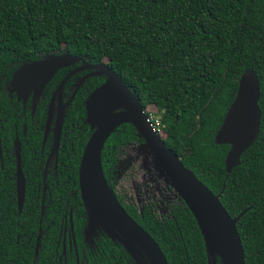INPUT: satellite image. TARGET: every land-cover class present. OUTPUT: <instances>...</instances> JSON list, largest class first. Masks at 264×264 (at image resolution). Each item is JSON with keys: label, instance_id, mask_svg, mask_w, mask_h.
Masks as SVG:
<instances>
[{"label": "trees", "instance_id": "16d2710c", "mask_svg": "<svg viewBox=\"0 0 264 264\" xmlns=\"http://www.w3.org/2000/svg\"><path fill=\"white\" fill-rule=\"evenodd\" d=\"M62 52L88 63L104 62L144 111L158 113L156 132L182 165L218 193L229 216L245 209L235 223L244 264H264V0H0V264H135L102 231L84 235L86 208L77 166L86 128L71 135L72 143L68 134L60 137L74 153L60 150L55 164L50 160L41 208L39 174L24 171L27 157L21 150L24 199L19 211L15 206L12 158L2 146L8 145L14 132L9 124L20 118L21 108L13 95L9 99L8 79L20 63ZM246 76L257 85V129L226 173L229 144L216 142L215 134ZM95 80L74 92L64 125L81 122L82 101L100 81ZM37 113L42 114L40 105ZM133 140L143 143L128 123L104 140L99 162L106 184L167 264H208L203 237L181 200L158 218L154 199L138 210L115 192L123 168L118 148Z\"/></svg>", "mask_w": 264, "mask_h": 264}, {"label": "water", "instance_id": "95a60500", "mask_svg": "<svg viewBox=\"0 0 264 264\" xmlns=\"http://www.w3.org/2000/svg\"><path fill=\"white\" fill-rule=\"evenodd\" d=\"M78 61L82 62L79 68H92L96 74L104 76V81L92 89L83 102L84 120L92 129L77 166V187L86 208L85 237L102 231L119 242L135 264H167L156 242L125 212L102 176L99 162L102 144L114 128L128 123L142 137L179 200L192 214L210 257L208 264H216L213 255L218 258V264H244L235 223L245 209L233 217L228 215L219 202L218 193L213 194L164 145L162 137L145 118L137 97L107 64L88 63L81 57L64 52L50 54L39 60L20 63L12 73L8 87L15 91L17 98L24 100L30 91L40 89L58 68ZM257 99L258 90L253 77L241 78L230 108L215 134L216 142L229 144L224 158L226 173L236 164L239 155L255 135ZM56 114L55 143L62 118L60 108ZM47 117H50V111ZM15 161V198L19 210L23 200L24 178L19 167L18 147L15 148ZM69 227L71 229L70 221Z\"/></svg>", "mask_w": 264, "mask_h": 264}, {"label": "flooded vegetation", "instance_id": "af4514ba", "mask_svg": "<svg viewBox=\"0 0 264 264\" xmlns=\"http://www.w3.org/2000/svg\"><path fill=\"white\" fill-rule=\"evenodd\" d=\"M81 66H82V62L78 61L73 64L58 68L40 89L37 88L34 92L30 91L24 100H22L21 98H17L15 91L10 90L9 87L7 88L10 94L9 99H11L10 97L13 95L14 103L19 105L21 108L20 118L9 124V126H12V129L14 131L13 135L12 137L9 136L8 139H6L8 145L2 146L4 150V154L7 157L12 158L13 197L16 208L17 205L15 198V183H14L15 167H16L15 148L18 147L19 167L21 173H22V164H21V157H22L21 150H22L27 157V160L25 161L26 164L24 166V171L25 172L35 171L36 173L39 174L40 178L36 183V188H37L36 200L41 208L42 198L44 197L45 194L44 183H43L44 174L50 172V169H48L47 165H49L51 159L53 161V164H55V159L57 158L58 152L60 150L62 155H72L74 153L72 146H69L67 151L64 145V139L61 141L60 137L62 135L68 134L69 139L67 138L66 140L72 143L73 137L71 135H73V133L80 135L82 129L86 128L87 130H89V134H90L92 130L84 120L85 117L84 108H83L84 115L80 123L69 122V124H65V125L63 124L65 108L72 101L74 92L77 90V88H79L84 83L89 84L91 83V81L95 83L96 78L100 79V81H98L96 85L92 88L94 89L104 81V76L100 74H96L95 69L79 68ZM14 69H16V67ZM14 69L12 70V73ZM58 71H59L58 75L54 77V75ZM10 77L8 79V84ZM92 89H90V91ZM84 99L82 103L84 102ZM39 105L42 110L41 115L37 113ZM58 108H60V110L62 111V118L59 124L57 141L55 143V134L57 128L56 112ZM24 110H27V114L25 113ZM49 111H50V117L48 118L47 115ZM61 142L63 144H61ZM137 142L138 141L133 140L131 142H127L123 147H119L117 156L121 148L128 147V145H133ZM0 165H1V147H0ZM23 199H24V192H23ZM150 200L153 199H149L146 201H150ZM154 200L156 201L158 207V201L156 199ZM142 204L141 203L137 204L136 207L138 210H140ZM169 206L170 205H168L167 207L168 210H169ZM157 207L155 208V212ZM19 210L17 209V211ZM67 218L68 221H70L71 218L70 210ZM65 234H66V229L63 226L62 240ZM61 249L64 250V245L61 246Z\"/></svg>", "mask_w": 264, "mask_h": 264}, {"label": "rangeland", "instance_id": "374dc122", "mask_svg": "<svg viewBox=\"0 0 264 264\" xmlns=\"http://www.w3.org/2000/svg\"><path fill=\"white\" fill-rule=\"evenodd\" d=\"M151 114L158 119L157 112L155 114L151 112ZM118 158L123 161V168L117 175L115 192L122 193L124 200L135 206L146 200L156 199L158 201L155 212L157 217L165 216L168 205L177 202L179 198L146 145L137 142L121 148Z\"/></svg>", "mask_w": 264, "mask_h": 264}, {"label": "built area", "instance_id": "2783aa9c", "mask_svg": "<svg viewBox=\"0 0 264 264\" xmlns=\"http://www.w3.org/2000/svg\"><path fill=\"white\" fill-rule=\"evenodd\" d=\"M144 112H145V118L150 122V124L153 127V129L155 131H157V129H156L157 128V124H158L157 119H155L153 117V115L151 114V112H149V111H144Z\"/></svg>", "mask_w": 264, "mask_h": 264}]
</instances>
